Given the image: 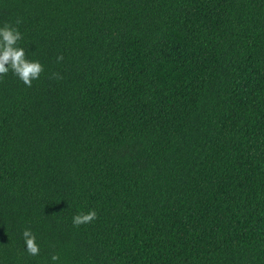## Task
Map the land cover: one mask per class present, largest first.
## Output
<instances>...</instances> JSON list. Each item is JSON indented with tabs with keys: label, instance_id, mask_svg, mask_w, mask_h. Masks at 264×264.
<instances>
[{
	"label": "trees",
	"instance_id": "1",
	"mask_svg": "<svg viewBox=\"0 0 264 264\" xmlns=\"http://www.w3.org/2000/svg\"><path fill=\"white\" fill-rule=\"evenodd\" d=\"M4 23L44 71L0 79V264H264V0H0Z\"/></svg>",
	"mask_w": 264,
	"mask_h": 264
},
{
	"label": "clouds",
	"instance_id": "2",
	"mask_svg": "<svg viewBox=\"0 0 264 264\" xmlns=\"http://www.w3.org/2000/svg\"><path fill=\"white\" fill-rule=\"evenodd\" d=\"M19 24V21L16 22ZM23 39L22 33L18 27L10 23L0 25V79H3L10 71L25 86L31 87L34 80H38L40 74L44 71V66L39 60L28 59L25 49L20 46ZM63 56L58 57L62 60ZM97 212L90 209L86 213L73 216V225H87L96 220ZM24 240V251L30 256H38L40 245L37 237L31 229H25L22 233ZM52 264H62L59 254H53L50 257Z\"/></svg>",
	"mask_w": 264,
	"mask_h": 264
}]
</instances>
